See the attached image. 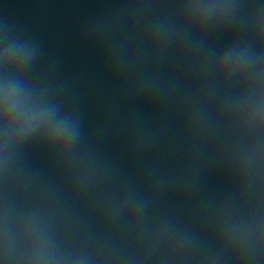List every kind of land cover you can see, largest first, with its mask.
<instances>
[{
  "label": "water",
  "instance_id": "1",
  "mask_svg": "<svg viewBox=\"0 0 264 264\" xmlns=\"http://www.w3.org/2000/svg\"><path fill=\"white\" fill-rule=\"evenodd\" d=\"M0 264H264V0H0Z\"/></svg>",
  "mask_w": 264,
  "mask_h": 264
}]
</instances>
